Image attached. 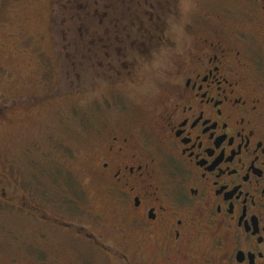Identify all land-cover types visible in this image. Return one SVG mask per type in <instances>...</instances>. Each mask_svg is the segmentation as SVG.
Masks as SVG:
<instances>
[{
    "label": "flooded vegetation",
    "instance_id": "af4514ba",
    "mask_svg": "<svg viewBox=\"0 0 264 264\" xmlns=\"http://www.w3.org/2000/svg\"><path fill=\"white\" fill-rule=\"evenodd\" d=\"M181 3L49 1L57 87L97 103L69 219L0 177V200L67 233L35 264H264V0Z\"/></svg>",
    "mask_w": 264,
    "mask_h": 264
},
{
    "label": "rangeland",
    "instance_id": "374dc122",
    "mask_svg": "<svg viewBox=\"0 0 264 264\" xmlns=\"http://www.w3.org/2000/svg\"><path fill=\"white\" fill-rule=\"evenodd\" d=\"M49 1L0 0V177L26 203L46 215L69 219L74 193L89 197L80 180V185L75 180L87 168L84 140L89 132L82 124L93 117L97 101L93 94L72 99L62 81L57 87ZM198 1L182 0L180 8L184 11ZM236 3L220 0V13ZM163 82V76L157 77L149 87L159 92ZM57 91L66 99L36 105ZM80 204L86 207L83 201ZM39 215L19 206L14 198L0 200V264H35L36 257L46 254L67 256V233L52 231Z\"/></svg>",
    "mask_w": 264,
    "mask_h": 264
}]
</instances>
